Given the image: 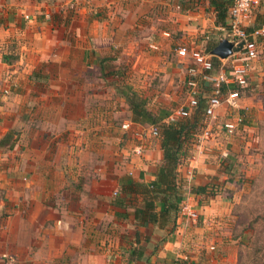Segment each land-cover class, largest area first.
Segmentation results:
<instances>
[{"label":"crops","instance_id":"crops-1","mask_svg":"<svg viewBox=\"0 0 264 264\" xmlns=\"http://www.w3.org/2000/svg\"><path fill=\"white\" fill-rule=\"evenodd\" d=\"M243 26L264 27V0ZM220 27L210 0H0V264L5 256L12 264L237 259L223 238L227 210L218 197L191 194L192 187L221 181L225 168L217 158L226 154L221 141L228 137L200 142L195 135L178 168L183 202L194 205L197 220L179 212L161 222L159 204L151 212L155 222L137 220L144 190L136 185L155 180L162 149L159 138L146 134L151 125L131 121L126 99L135 92L155 115L183 106L192 64L176 50L185 46L209 55L219 40H230ZM256 44L264 51V41ZM213 58L219 61L214 72H229L228 64L232 69L236 63L235 55ZM256 59L238 108L217 110V123L235 113L244 122L246 115L261 114L247 96ZM209 94L201 84L198 99L207 102ZM119 113L130 130L121 129L123 144L114 148L112 119ZM137 145L142 156L133 153Z\"/></svg>","mask_w":264,"mask_h":264},{"label":"rangeland","instance_id":"rangeland-1","mask_svg":"<svg viewBox=\"0 0 264 264\" xmlns=\"http://www.w3.org/2000/svg\"><path fill=\"white\" fill-rule=\"evenodd\" d=\"M256 61L251 73L256 87L254 85L251 95L247 92V96H251L253 103L260 106L261 114L253 117L246 115L244 126L228 139L223 138L217 128L214 129L215 138H223L221 144L226 152L225 155L220 153L217 160L224 168L230 169L231 176L227 177L229 174L224 173L220 183L215 182L219 188L217 197L227 210L221 216L225 224L223 238L232 242L237 254V259L227 264H264V63H261L264 62V51L259 44ZM229 67L228 64L227 71L231 70ZM181 99L179 104L184 103L183 96ZM126 119L127 116L122 113L112 119L116 140L114 148L123 144V138L119 135ZM99 156L97 154L96 157Z\"/></svg>","mask_w":264,"mask_h":264},{"label":"built area","instance_id":"built-area-1","mask_svg":"<svg viewBox=\"0 0 264 264\" xmlns=\"http://www.w3.org/2000/svg\"><path fill=\"white\" fill-rule=\"evenodd\" d=\"M80 2L82 0H75ZM259 4V0H233V4L229 9V23L227 27H220L219 30L226 34L230 40L239 42L244 41V46L239 53L235 55L236 63L229 72H214V66L211 57L198 49L188 50L185 46L177 48V55L181 58H188L192 66L187 67L186 79V103L178 109L172 111L165 119L166 123H174L179 119L187 118L198 105V95L200 85L205 84L210 90L204 109V123L201 132L198 135L200 142L210 141L215 138L217 132L225 137H233L243 126V117L235 113L231 114L228 119L222 122H216V112L223 106L230 109L238 108V100L240 98V90L247 85L248 71L253 62L257 58L256 40L264 38V27L258 28L250 33L245 31L243 22H248L251 12ZM155 49L154 46H150ZM233 85L232 89L224 90L226 87ZM121 129L130 130L129 123H123ZM146 134L153 139L159 137V130L156 126H149ZM134 136H141L140 133L134 132ZM200 145V144H199ZM136 156H142L144 149L141 145H137L133 149ZM181 215L190 220L198 219V212L194 205L183 202L180 210ZM6 264H12L13 259L7 256Z\"/></svg>","mask_w":264,"mask_h":264},{"label":"trees","instance_id":"trees-1","mask_svg":"<svg viewBox=\"0 0 264 264\" xmlns=\"http://www.w3.org/2000/svg\"><path fill=\"white\" fill-rule=\"evenodd\" d=\"M216 10V23L222 27H227L226 19H229L228 10L231 6V0H210ZM261 27H253L250 33ZM264 41V38H258ZM214 68L219 65V61L212 59ZM218 63V64H217ZM127 103L131 112V121L140 124H149L156 126L159 130V139L161 140L162 164L159 167L155 180L147 186L136 185V188H143L144 203L136 208L135 217L137 220L145 222H155L156 216L151 212L159 204V218L161 222L175 220L181 210V205L185 198V191L182 190L183 182L179 177L178 168L182 161L188 158V145L193 137L199 134L203 128V116L205 109V100L199 97L198 105L189 117L179 119L174 123H166V114L155 115L147 108V102L139 97L135 92L129 91ZM9 135L2 141L6 144ZM229 168L224 169V173L229 174ZM227 177H231L230 174ZM127 185L134 186L129 180ZM220 183V182H219ZM216 183H209L204 187H192L191 194L205 199H211L219 194ZM244 236V235H242Z\"/></svg>","mask_w":264,"mask_h":264},{"label":"water","instance_id":"water-1","mask_svg":"<svg viewBox=\"0 0 264 264\" xmlns=\"http://www.w3.org/2000/svg\"><path fill=\"white\" fill-rule=\"evenodd\" d=\"M243 46L244 41L235 42L223 38L219 40L217 45L210 51L209 55L219 60H225L239 53Z\"/></svg>","mask_w":264,"mask_h":264}]
</instances>
